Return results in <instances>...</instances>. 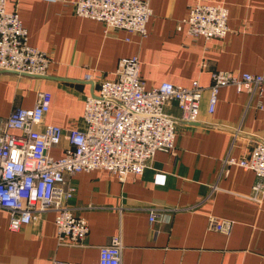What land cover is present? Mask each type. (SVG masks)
Instances as JSON below:
<instances>
[{"label": "crops", "instance_id": "obj_1", "mask_svg": "<svg viewBox=\"0 0 264 264\" xmlns=\"http://www.w3.org/2000/svg\"><path fill=\"white\" fill-rule=\"evenodd\" d=\"M76 1L8 0L29 44L52 63L44 77L0 69V131L16 108L32 109L41 91L52 101L38 129L83 130L87 97L115 80L119 61L130 57L139 58L147 89L199 81V114L177 123L175 150L157 152L142 175L122 181L96 170L69 177L76 189L69 205L89 226L79 246L59 245L53 211L13 232L8 211L0 209V264H98L100 248L115 237L123 241L121 264H264V193H254L253 170L225 162L249 158L264 142V95L223 87L209 111L213 72L264 76V0H144L153 11L146 37L106 33L102 22L77 16ZM196 4L228 8L226 37L188 35L185 21ZM165 113L178 119L177 103ZM69 146L64 139L51 154L60 158ZM153 208L162 210L155 222ZM211 219L230 223L231 232L213 230Z\"/></svg>", "mask_w": 264, "mask_h": 264}, {"label": "built area", "instance_id": "obj_2", "mask_svg": "<svg viewBox=\"0 0 264 264\" xmlns=\"http://www.w3.org/2000/svg\"><path fill=\"white\" fill-rule=\"evenodd\" d=\"M0 0V69L37 77L47 75L50 56L29 44V33L18 13ZM77 16L102 22L105 32L127 31L146 37L153 15L144 0H77ZM229 10L225 5L196 4L185 23L188 35L198 39L226 37ZM181 29V28H180ZM116 79L102 83L97 94L85 102V128L69 129L43 125L50 111L52 95L39 92L32 109L16 108L0 131V209L8 211L9 229L20 231L37 214L56 213L55 225L60 246H79L89 233L85 219L77 217L69 201L76 189L69 177L105 170L124 181L129 175H142L159 151H174L177 123L165 113L176 102L180 121L197 120L204 87L194 81L190 87L163 82L147 89L140 76L138 57L122 58ZM232 86L238 93L264 95V76L245 73L236 76L212 73L209 111L214 112L220 89ZM67 140L69 148L60 158L52 150ZM226 165L253 170L257 182L254 193H264V142H257L249 158L228 157ZM165 211V210H163ZM162 210L150 209V221ZM213 230L226 234L232 225L211 219ZM123 241L112 238L100 248L98 264H121ZM65 264V263H57Z\"/></svg>", "mask_w": 264, "mask_h": 264}, {"label": "water", "instance_id": "obj_3", "mask_svg": "<svg viewBox=\"0 0 264 264\" xmlns=\"http://www.w3.org/2000/svg\"><path fill=\"white\" fill-rule=\"evenodd\" d=\"M37 77V76H36ZM176 123H179V122H182V121H180V120H178V119H173Z\"/></svg>", "mask_w": 264, "mask_h": 264}]
</instances>
